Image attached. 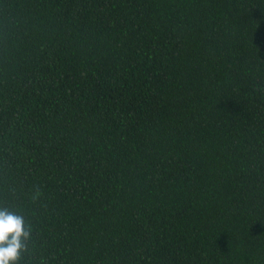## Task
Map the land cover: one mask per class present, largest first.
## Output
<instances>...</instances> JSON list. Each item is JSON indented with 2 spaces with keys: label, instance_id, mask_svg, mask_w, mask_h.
<instances>
[{
  "label": "trees",
  "instance_id": "trees-1",
  "mask_svg": "<svg viewBox=\"0 0 264 264\" xmlns=\"http://www.w3.org/2000/svg\"><path fill=\"white\" fill-rule=\"evenodd\" d=\"M0 208L16 264H264V0H0Z\"/></svg>",
  "mask_w": 264,
  "mask_h": 264
},
{
  "label": "clouds",
  "instance_id": "clouds-1",
  "mask_svg": "<svg viewBox=\"0 0 264 264\" xmlns=\"http://www.w3.org/2000/svg\"><path fill=\"white\" fill-rule=\"evenodd\" d=\"M28 236L24 217L0 208V264H16Z\"/></svg>",
  "mask_w": 264,
  "mask_h": 264
}]
</instances>
